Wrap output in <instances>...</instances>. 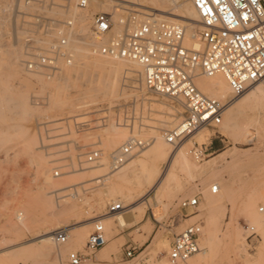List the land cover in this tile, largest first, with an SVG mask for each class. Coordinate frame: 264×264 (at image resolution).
<instances>
[{"label": "rangeland", "instance_id": "obj_1", "mask_svg": "<svg viewBox=\"0 0 264 264\" xmlns=\"http://www.w3.org/2000/svg\"><path fill=\"white\" fill-rule=\"evenodd\" d=\"M57 3L59 2L55 4ZM25 4L24 0H0V52L15 48L23 52L20 30L22 13L28 16L33 12V6ZM88 10H91L90 7ZM87 12L89 11L84 13ZM84 52L83 47L82 52L77 53L76 61ZM23 58L22 53L21 59ZM103 58L109 59L104 56ZM75 63L47 78L25 73L22 66L18 64L16 66L13 62L0 61V260H3L0 264H52V256L45 250L37 252L35 257L27 254L29 249L43 243L36 240L39 235L46 231L71 228L85 223L92 216L106 214L108 203H121L118 199L108 201L107 187L113 180V172L109 168L111 151L99 143V137L105 135L106 131V133L112 132L113 129L110 128L112 124L121 129L119 135L126 133L123 128L129 130L134 125L139 127L144 125V130L134 138L152 143L153 135L145 125L154 123L156 117L154 119L153 115L146 114L147 106L142 104V93L159 100L165 108L169 107L176 111L181 120L184 117V108L177 101L140 88L142 81L140 72L135 74L136 77L126 78L123 75L118 79L117 102L109 105L107 103L110 97L104 99L97 96V104L91 106L93 109L90 107L80 111L77 104L81 100L83 81L81 78H76L75 72L72 71ZM15 68H17L16 72ZM224 111L225 109L223 115ZM159 115L163 116L162 118L167 116ZM242 117L243 114L235 113L237 123L241 122ZM143 119L146 120L145 124ZM166 130L160 131L162 136L170 131V129ZM211 130L217 131L218 128ZM248 130L251 134L245 135L239 132L234 137L231 136L233 139L224 138L215 132L206 143H200L195 138L185 140L190 159L201 168H208L211 163L206 164V160L225 152L223 160L217 157L213 161L211 166L214 168L220 164L218 168L216 167L219 179L216 177L211 180L214 184L218 179V182L228 187L230 198L224 199L223 208L216 209L214 213L215 225L223 234L208 244L206 264H264V226L251 225L250 217L243 211L244 204L249 200L252 201L258 192L262 196L255 198L254 203L250 202V211L264 217V130L254 127ZM261 137L263 138L260 139ZM162 139L169 150H174L179 145H171L165 142L164 137ZM195 147L207 148L202 160L194 158L192 150ZM88 150H100L107 168L79 172L82 166L92 167L84 162L83 154ZM246 151L251 152V155L242 156L236 167L225 169V163H229L233 152L241 154ZM134 157L142 160L144 154L140 152ZM138 170L142 172L140 167ZM97 175H103L98 183L95 182L96 180H91ZM200 180L201 176L197 173H193L191 177L178 173L177 178L170 182V188L162 195L156 193L147 184L131 200L121 198L126 200L121 203L125 206L141 200L142 197L145 198L141 205L140 218L136 220L135 212L126 210L124 217L130 225L114 236V239L122 238L110 258L97 260L100 250L113 239L108 232L107 243L84 264H123V252L130 245L136 246V256L142 252L140 257L133 260L135 264H152L162 256L166 258L174 234L196 220H201L203 227L205 226V193L199 185ZM208 183H205L206 189L212 181ZM188 184L197 185V189L190 194L186 192V196L177 186L182 185L185 188ZM69 188H76L78 193L76 198L66 197ZM207 191L209 193V190ZM194 195L199 196V205L194 214L197 216L190 219L191 215H186L185 212L177 209V203ZM67 207H73L74 212L64 219L62 211ZM261 209L263 210L260 211ZM93 226L85 229L82 236L83 245L75 247V250L80 249L78 250L80 252L84 250L83 247ZM235 227L239 230L240 236L229 237L228 231ZM103 228L105 231V227ZM147 229L150 230V234L144 238ZM69 234L72 239L75 238L73 230H70ZM155 237L158 238L156 241ZM242 245H244L243 249ZM155 251L162 253V256L155 255ZM196 255L188 260H193ZM60 264H68L67 256Z\"/></svg>", "mask_w": 264, "mask_h": 264}, {"label": "built area", "instance_id": "obj_2", "mask_svg": "<svg viewBox=\"0 0 264 264\" xmlns=\"http://www.w3.org/2000/svg\"><path fill=\"white\" fill-rule=\"evenodd\" d=\"M91 1L76 0L72 12L70 7L55 4L53 0H24L26 6H33L32 14L22 13L20 26L24 57L21 64L25 73L48 78L75 63L76 47L85 46L76 16L88 9ZM100 1L119 4L120 19L116 21L109 12L92 16L89 33L98 41L106 38L93 52L135 62L141 67L140 76L146 90L183 103L184 117L174 130L165 134L167 143L177 145L198 129L214 128L221 123L223 105L199 91L194 82L198 75L223 76L234 96L253 84L264 87V0H190L199 21L187 45L184 44L186 26L139 12L135 4L138 0ZM117 22L123 30L113 35L111 30ZM146 144L135 138L127 140L109 154L110 170L116 171L133 151ZM206 153V147L192 150L196 160H202ZM83 157L86 164L95 166L100 163L102 152L88 150ZM211 191L216 193L217 186H212ZM67 192L66 197L78 196L76 188H69ZM198 205L199 196L194 195L181 199L177 209L192 216ZM123 210L121 203L108 204L106 213ZM202 227L201 220H196L174 234L167 253L171 264L184 263L201 251ZM52 235L58 245L69 238L65 227ZM106 243L104 228L96 223L84 250L67 255L68 264H84ZM136 253V246H128L123 252V264H135Z\"/></svg>", "mask_w": 264, "mask_h": 264}, {"label": "bare ground", "instance_id": "obj_3", "mask_svg": "<svg viewBox=\"0 0 264 264\" xmlns=\"http://www.w3.org/2000/svg\"><path fill=\"white\" fill-rule=\"evenodd\" d=\"M55 1L59 2L57 4L61 3L66 7H70L72 12L75 10L73 4L76 0H53V2ZM135 4L139 8L138 10L139 12H143V13L150 12L161 20L179 23L186 26L187 32H186L184 44L187 45L190 43L188 38L192 33L191 31H193L194 28H198V21H199L198 14L194 9L190 0H138ZM117 6H119V4L115 3L114 1L92 0L91 3L89 4L91 10H88L89 9L88 7V9L78 12L76 16L77 22L82 27L81 30L82 35L85 38V43H84L85 46H83L85 52L78 56L79 59L76 61L75 63L76 65L72 70L75 72L76 78H81L83 81L81 84L82 88L80 93L81 100L77 104V108L80 111L87 110L91 106L96 105L98 102L97 96H101V98L107 96L110 97L109 98L110 100L107 99L108 97L106 98V100H109L107 103L109 105L113 104L114 102H117L116 99H118V93H119V91L117 90L118 79L121 78V76L123 75L127 78L132 76L136 77L135 75L136 73L138 72L141 73V67L135 62L125 61L116 58L115 59L109 58L111 60L108 61L109 59L104 60L102 55L93 52V50H95L98 47V45L106 41V38H104L102 41H98L94 39L89 33L88 26L89 23L91 22L92 16L97 12H109L113 14L114 19L116 21H119L120 11L117 10ZM86 11L89 12L84 13ZM122 30H123L122 26L117 22L115 27L112 28L111 33L113 35H116L121 33ZM83 47L77 46L76 47L77 53L82 52ZM22 53L20 50H17L16 48L12 50L9 49L2 50L0 52V61L7 60L13 62V64L15 65L18 64V66L21 67ZM14 71L16 72L17 68H15ZM194 82L200 92H202L204 95H206L211 99H215L219 101L223 105V109H222L223 120L221 119V123L218 126L214 127V128H218V130L212 131L211 129L214 128L198 129L189 137L183 139L174 150H169L168 148L165 147L164 141L162 139V137L165 138L166 132L165 133L163 132L164 136H162L161 132L162 130L164 131L166 129H170V131L174 130L182 122V120L180 119L176 111L169 109V107L165 108L164 105L159 100L153 99L150 96L146 95L145 93H142L141 96L142 104L143 106H147L146 114H148V116L153 115L152 117L153 118L156 117V119L159 118L157 120V123H155L156 119L154 118L155 119L154 123L150 125L147 122L148 124L145 125L146 128L147 127L149 128L150 133L153 135V141L151 144L147 143L140 150L133 151L131 155L128 157L127 161L124 162L123 165H121L116 171L111 170V172H113L112 174L113 180L110 183V185L107 187L108 201H113V200L115 201L116 199H118V201L124 203L123 201L131 200L134 196L138 195L140 193L141 188L147 184L150 185V188L154 190L156 193L159 192V194L162 195L170 188V182H172L177 178L178 173L187 174L190 177L192 176L193 173L195 174L197 173L198 175L201 176L200 184L199 183L198 184L202 186L201 190L202 192L205 193V216H206L205 226L202 227V234L199 240L201 251L197 253L196 257L193 260L191 261L187 260L184 263H177V264H206L208 259V250H209L208 244L211 241H213L215 238L223 234L222 231L215 225L216 222H214L215 220L214 213L216 209L223 208L224 199L227 200L228 198H230L228 187H225L221 182L217 181L219 179L217 176L219 174L218 169H216L217 166L215 168L211 166L213 165V161L217 157H220L223 160V157L225 156L224 155L225 152H221L217 156L206 160L205 163L206 164L211 163V165H209L208 168H201L197 165L196 162L190 159L189 151L186 146L187 143L185 140L189 141L192 138H195L196 141L200 143H206L210 140V138L213 136L215 132L224 138H230L231 136L234 137L239 132H243L245 135L251 134L248 130L251 127L264 130L263 85L261 84L250 85L242 94L238 96H234L233 91L229 87L225 78L219 74L213 76L198 75L195 78ZM140 88L146 89L142 81ZM230 95H232L231 99H230ZM175 101H177L178 104H181L183 106V103L181 101L179 100H175ZM100 107H102L101 104ZM91 109L93 108L91 107ZM224 109H225L224 111L225 113L223 115ZM235 113L243 114L241 122L237 123L236 121L237 119H235ZM159 114H165L167 116L162 118L163 116L161 117V115ZM83 116H85V114ZM141 117L144 118V116L142 115ZM143 122L145 124L146 120H144ZM143 126L144 125H142V127H139L138 125L137 126L134 125L129 130L123 128V130H126V133L124 132L123 135H119L121 133V129L115 127L112 124V126L110 127L111 129H113L112 132L109 131L108 133H106L107 132L106 131L104 133L105 135H101L99 137V143L104 147H106L111 152H113L118 148H120L127 140L130 139V137L134 138L137 135H139L144 130ZM256 136H258V134ZM262 138L263 137H261L260 139ZM231 139L233 138L231 137ZM184 141L185 143L182 144V142ZM165 142L167 143L166 138H165ZM140 152L144 154V159L142 160L138 159V157H134L137 156V154H139ZM238 153L233 152L230 155V161L228 164L225 163L226 165L225 169L229 167L231 168L236 167L237 162L240 160L242 156L247 157L251 155V152L249 151L242 153L240 152L241 154ZM219 166L220 164L218 165V167ZM104 167L107 168L105 159L102 158L99 164L92 167H86L87 169L85 167L83 168L82 166V168L79 169V172L85 173L86 170L88 171L101 170ZM139 167L142 169V172L138 170ZM231 168L230 170H232ZM102 176L103 175H99V176L97 175L91 180H96L95 182L98 183L100 181L99 179L100 178L102 179ZM216 177L218 179L213 184V180L211 179H215ZM209 180L212 181V184L209 186V188L206 189L205 183H208ZM214 185L217 186L216 193H212L211 191L212 186ZM177 187L178 190L183 194L185 193V195L186 192L190 194L191 192H193V190L197 189V185H191V184L186 185L185 188L182 185H178ZM207 190H209L210 194L207 193L208 192ZM260 196H262V194L257 192L254 198H252V201L249 200L247 204H244L245 206L243 208V211L248 217H250L251 225L264 226V217L257 215V213H252L250 211V205H249L250 202L254 203L255 198L258 199ZM121 198H124L126 200H121ZM144 200L145 198L142 197L141 200L131 202L128 206L122 204V206L124 207L123 211L117 213H111V214L106 213L96 217L92 216L88 219L89 221L85 223L72 226L71 228L67 227L68 233L70 230L74 231L75 238L72 239L71 235L69 234L68 241L62 245H58L55 242L52 235L53 232L58 229L52 231H46L43 234L39 235V237L36 239L39 242H43V243L37 246L36 248L29 249L27 251V254L31 257H35L37 252L40 253L42 250H45L49 252L52 256V264H58V263L60 264L62 259L65 256H67L70 252H75L80 250V249L75 250V247L83 245L82 236L85 232V229L88 226L95 225L96 223H100L103 227H105V235H107L109 232L110 233L109 235L113 237V239L104 248L100 250V252L97 255V260H108L111 254L113 253V251L118 247L119 241L122 238V237H118L114 239V236L119 234L121 230L129 227L130 225L129 222H127V220L124 217V214L126 213L125 211L129 209L130 211L135 212L136 220L139 219L142 211L141 205L144 203L143 202ZM73 212H74L73 207H67L62 211V215L64 219H66L67 217L71 216ZM19 216L20 215L18 214V218H20ZM196 216L197 215H192L190 219H193ZM145 233L146 234L144 235V238H147L148 235L150 234V230L149 229L145 230ZM228 234L229 237L232 238H238L240 236L237 227L233 228V230H229ZM139 236L140 235H138V237ZM157 237H155L154 239L155 241L158 239ZM241 248L243 249L244 245H242ZM141 254L142 252L139 255H137L136 258L140 257ZM154 254L162 256V253L156 251L154 252ZM2 262L3 260H0V263ZM37 264H41V263H37ZM152 264H171V263L167 260V256L166 258L162 256L159 260H156Z\"/></svg>", "mask_w": 264, "mask_h": 264}]
</instances>
